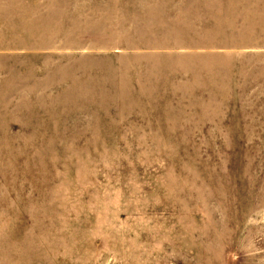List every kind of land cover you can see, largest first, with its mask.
Segmentation results:
<instances>
[{
	"label": "rangeland",
	"instance_id": "1",
	"mask_svg": "<svg viewBox=\"0 0 264 264\" xmlns=\"http://www.w3.org/2000/svg\"><path fill=\"white\" fill-rule=\"evenodd\" d=\"M0 264H264V0H0Z\"/></svg>",
	"mask_w": 264,
	"mask_h": 264
}]
</instances>
